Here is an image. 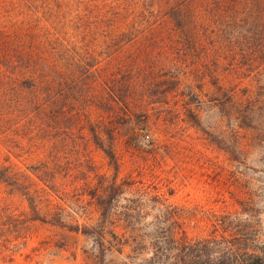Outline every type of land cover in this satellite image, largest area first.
I'll use <instances>...</instances> for the list:
<instances>
[{"label": "rangeland", "instance_id": "obj_1", "mask_svg": "<svg viewBox=\"0 0 264 264\" xmlns=\"http://www.w3.org/2000/svg\"><path fill=\"white\" fill-rule=\"evenodd\" d=\"M0 264H264V0H0Z\"/></svg>", "mask_w": 264, "mask_h": 264}, {"label": "trees", "instance_id": "obj_2", "mask_svg": "<svg viewBox=\"0 0 264 264\" xmlns=\"http://www.w3.org/2000/svg\"><path fill=\"white\" fill-rule=\"evenodd\" d=\"M115 183H116V180H115ZM115 186V185H114Z\"/></svg>", "mask_w": 264, "mask_h": 264}]
</instances>
